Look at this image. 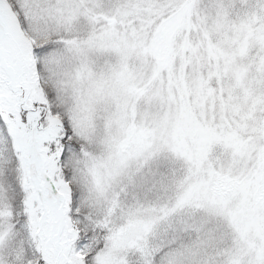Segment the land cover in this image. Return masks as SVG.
Listing matches in <instances>:
<instances>
[{
	"label": "snow or ice",
	"instance_id": "snow-or-ice-1",
	"mask_svg": "<svg viewBox=\"0 0 264 264\" xmlns=\"http://www.w3.org/2000/svg\"><path fill=\"white\" fill-rule=\"evenodd\" d=\"M0 264H264V0H0Z\"/></svg>",
	"mask_w": 264,
	"mask_h": 264
}]
</instances>
